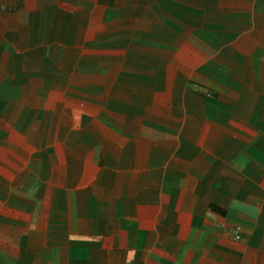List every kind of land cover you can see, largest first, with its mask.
Here are the masks:
<instances>
[{
	"label": "crops",
	"instance_id": "obj_1",
	"mask_svg": "<svg viewBox=\"0 0 264 264\" xmlns=\"http://www.w3.org/2000/svg\"><path fill=\"white\" fill-rule=\"evenodd\" d=\"M0 264H264V0H0Z\"/></svg>",
	"mask_w": 264,
	"mask_h": 264
},
{
	"label": "built area",
	"instance_id": "obj_2",
	"mask_svg": "<svg viewBox=\"0 0 264 264\" xmlns=\"http://www.w3.org/2000/svg\"><path fill=\"white\" fill-rule=\"evenodd\" d=\"M239 232H240V229H239V228H236V229H235V239H236V240H239V239H240V237H239Z\"/></svg>",
	"mask_w": 264,
	"mask_h": 264
}]
</instances>
